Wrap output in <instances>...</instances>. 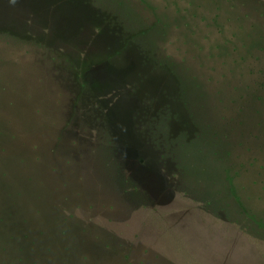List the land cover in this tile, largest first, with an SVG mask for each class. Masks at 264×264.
I'll return each instance as SVG.
<instances>
[{"label":"rangeland","instance_id":"rangeland-1","mask_svg":"<svg viewBox=\"0 0 264 264\" xmlns=\"http://www.w3.org/2000/svg\"><path fill=\"white\" fill-rule=\"evenodd\" d=\"M0 264H264V0H0Z\"/></svg>","mask_w":264,"mask_h":264}]
</instances>
